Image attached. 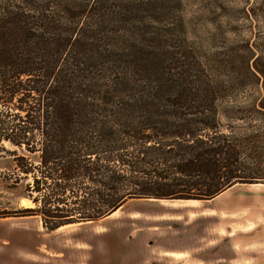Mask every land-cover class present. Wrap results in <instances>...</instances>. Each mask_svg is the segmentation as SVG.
<instances>
[{
	"label": "trees",
	"instance_id": "obj_1",
	"mask_svg": "<svg viewBox=\"0 0 264 264\" xmlns=\"http://www.w3.org/2000/svg\"><path fill=\"white\" fill-rule=\"evenodd\" d=\"M183 1L0 0V157L13 161L0 183L34 203L10 215L54 230L264 179L245 161L263 137L222 123L244 117L223 105L224 61L191 44Z\"/></svg>",
	"mask_w": 264,
	"mask_h": 264
},
{
	"label": "rangeland",
	"instance_id": "obj_2",
	"mask_svg": "<svg viewBox=\"0 0 264 264\" xmlns=\"http://www.w3.org/2000/svg\"><path fill=\"white\" fill-rule=\"evenodd\" d=\"M176 7L191 44L201 55L219 53L224 61L220 65L223 73L220 79L230 80L226 82L233 99L223 105L237 106L238 114L244 118L223 119L222 123L252 137L261 134L264 141V113L256 112L255 116L244 110L260 100L264 102V0H184L182 9L177 4ZM250 49L257 56L256 64L261 71L258 79L248 69V65L254 66ZM5 146L12 148L7 142ZM248 153L245 161L257 175L264 177V152L253 148ZM12 164L10 153H2V175H10ZM23 190L21 184L9 189L0 183V230L10 229V262L21 263L26 249L31 262L41 252L62 264H156L150 259L149 243L141 240L142 233L150 230L147 225L160 221L164 230L166 222L178 216L181 222L186 218L191 223L199 221L200 230L209 234L220 231L217 227L222 226L221 231L226 234L264 220V179L230 188L215 200L133 199L97 221L62 225L53 231L42 225L38 215H10L13 208L34 206L23 196ZM22 198L31 201V206L21 205ZM178 204L186 206L189 213L172 208L180 207ZM181 222L177 225H182ZM44 240L46 246L42 244L40 249ZM157 263L173 264L167 260Z\"/></svg>",
	"mask_w": 264,
	"mask_h": 264
},
{
	"label": "crops",
	"instance_id": "obj_3",
	"mask_svg": "<svg viewBox=\"0 0 264 264\" xmlns=\"http://www.w3.org/2000/svg\"><path fill=\"white\" fill-rule=\"evenodd\" d=\"M235 187L234 185L231 188ZM228 190L214 197L213 200ZM146 200L175 201L184 199L146 198ZM130 201L123 206L129 204ZM184 201L199 202L200 200L187 199ZM178 205L180 207L172 206V208L177 211L181 209L179 213H189L186 206ZM216 207L219 209V206ZM178 218L177 216L174 221L169 219L166 222L168 225L164 230L161 229L162 226H160V221H158L159 223L157 222V224L147 225L150 230L142 233L141 240L149 243L150 259L156 264H159L157 262L160 260H167L173 264H264V220L253 223L251 226L248 225L246 229H232L226 234L222 233V226L218 225L217 228L220 231L216 230L215 234H209L205 230H200L197 226L199 221H192L191 223L186 218V220L181 222ZM177 222H181L182 225H177L179 224ZM42 244L46 246V240L41 242L39 245L40 249ZM27 254H29V251L23 249L22 262H10V229L0 230V264H62L55 257L41 252H38V259L34 258V261L31 262L32 259L27 257Z\"/></svg>",
	"mask_w": 264,
	"mask_h": 264
},
{
	"label": "bare ground",
	"instance_id": "obj_4",
	"mask_svg": "<svg viewBox=\"0 0 264 264\" xmlns=\"http://www.w3.org/2000/svg\"><path fill=\"white\" fill-rule=\"evenodd\" d=\"M31 201L25 199V198H22L21 199V205H24V206H31Z\"/></svg>",
	"mask_w": 264,
	"mask_h": 264
}]
</instances>
